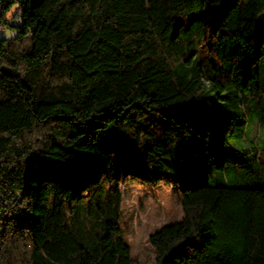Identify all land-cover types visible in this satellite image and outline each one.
Returning a JSON list of instances; mask_svg holds the SVG:
<instances>
[{"label":"trees","instance_id":"1","mask_svg":"<svg viewBox=\"0 0 264 264\" xmlns=\"http://www.w3.org/2000/svg\"><path fill=\"white\" fill-rule=\"evenodd\" d=\"M0 5V264H135L134 179L182 191L155 264H264V0Z\"/></svg>","mask_w":264,"mask_h":264},{"label":"rangeland","instance_id":"2","mask_svg":"<svg viewBox=\"0 0 264 264\" xmlns=\"http://www.w3.org/2000/svg\"><path fill=\"white\" fill-rule=\"evenodd\" d=\"M1 12V5H0ZM15 8L9 14L10 21L22 23V17L15 15ZM264 18V14L262 16ZM16 30L4 28L0 37H12ZM249 138L233 141L234 145L244 148L250 146V140L264 138V129H260L253 120L249 123ZM123 206L120 224L123 237L132 249L135 264H155L157 250L150 242V235L164 227L184 218L181 203L182 191L177 184H153L140 180H130L122 185Z\"/></svg>","mask_w":264,"mask_h":264}]
</instances>
